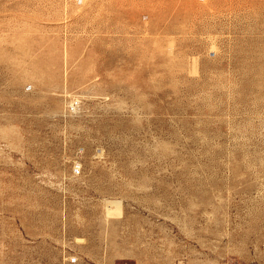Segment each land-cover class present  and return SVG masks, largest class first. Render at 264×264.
Here are the masks:
<instances>
[{"label":"rangeland","instance_id":"1","mask_svg":"<svg viewBox=\"0 0 264 264\" xmlns=\"http://www.w3.org/2000/svg\"><path fill=\"white\" fill-rule=\"evenodd\" d=\"M0 264H264V0H0Z\"/></svg>","mask_w":264,"mask_h":264},{"label":"built area","instance_id":"2","mask_svg":"<svg viewBox=\"0 0 264 264\" xmlns=\"http://www.w3.org/2000/svg\"><path fill=\"white\" fill-rule=\"evenodd\" d=\"M79 100H75L72 104H71V109L72 110H76L79 107Z\"/></svg>","mask_w":264,"mask_h":264}]
</instances>
